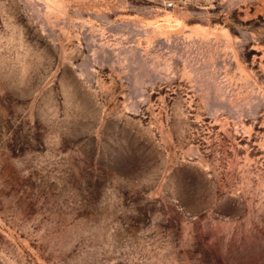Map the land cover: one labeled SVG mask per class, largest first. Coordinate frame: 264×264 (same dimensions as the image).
Returning a JSON list of instances; mask_svg holds the SVG:
<instances>
[{
    "label": "rangeland",
    "instance_id": "rangeland-1",
    "mask_svg": "<svg viewBox=\"0 0 264 264\" xmlns=\"http://www.w3.org/2000/svg\"><path fill=\"white\" fill-rule=\"evenodd\" d=\"M0 264H264V0H0Z\"/></svg>",
    "mask_w": 264,
    "mask_h": 264
}]
</instances>
